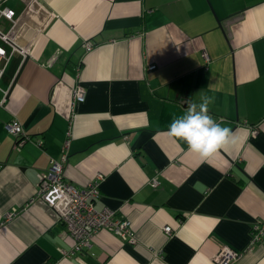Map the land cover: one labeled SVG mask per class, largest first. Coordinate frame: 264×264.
I'll return each instance as SVG.
<instances>
[{
	"label": "crops",
	"instance_id": "0c3cea01",
	"mask_svg": "<svg viewBox=\"0 0 264 264\" xmlns=\"http://www.w3.org/2000/svg\"><path fill=\"white\" fill-rule=\"evenodd\" d=\"M4 8L14 14H0V31L26 54L0 40V264H216L223 244L241 253L233 264H264V236L247 248L264 220V0H0ZM75 85L84 99L72 107ZM203 94L236 137L207 159L168 134ZM11 117L31 136L19 150ZM66 139L64 177L81 187L102 173L94 206L128 219L134 242L101 228L73 249L37 195Z\"/></svg>",
	"mask_w": 264,
	"mask_h": 264
},
{
	"label": "built area",
	"instance_id": "2783aa9c",
	"mask_svg": "<svg viewBox=\"0 0 264 264\" xmlns=\"http://www.w3.org/2000/svg\"><path fill=\"white\" fill-rule=\"evenodd\" d=\"M0 14L6 18H12L14 11L12 9H0ZM0 40L4 43H9L12 49L19 50L24 55L26 54L22 48L12 43L10 31H0ZM86 49L92 46V42L87 40L84 43ZM0 50V76L3 73L5 66V58ZM155 67V64H150L148 69ZM84 90L80 85H75L72 89V103L74 107L76 102L83 101ZM5 128L9 133L15 136L13 148L19 150L25 141L31 138L30 135L23 132L21 123L11 117L5 124ZM252 132H255L253 130ZM69 133V132H67ZM40 143V140H36ZM68 140L63 143L62 152L57 158H49L47 171L39 175L37 187V195L41 197L48 205L55 210L60 222L63 224L65 233L69 234L73 240V249L88 248L92 237L101 228H110L122 240L134 242L133 231L130 226V221L125 217L117 216L114 210L103 207L97 209L94 206V200L100 192V181L103 178L102 173H97L84 186L78 187L69 182L64 177V165L66 162V148ZM156 180H153V185ZM12 215V212L7 216ZM170 226H164V231L169 232ZM264 236V220L255 222L251 227V239L247 248L259 241ZM241 253L232 249L227 245H221L214 255L216 264H233Z\"/></svg>",
	"mask_w": 264,
	"mask_h": 264
},
{
	"label": "clouds",
	"instance_id": "9594fccd",
	"mask_svg": "<svg viewBox=\"0 0 264 264\" xmlns=\"http://www.w3.org/2000/svg\"><path fill=\"white\" fill-rule=\"evenodd\" d=\"M213 102L214 97L207 94L201 95L199 101L187 100V112L168 127L170 137L183 141L190 151L204 159L236 142L233 130L210 115Z\"/></svg>",
	"mask_w": 264,
	"mask_h": 264
}]
</instances>
